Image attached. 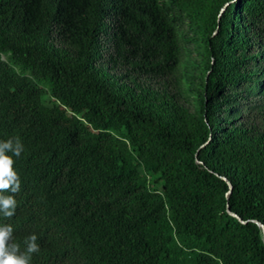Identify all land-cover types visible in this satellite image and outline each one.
<instances>
[{"label":"trees","instance_id":"trees-1","mask_svg":"<svg viewBox=\"0 0 264 264\" xmlns=\"http://www.w3.org/2000/svg\"><path fill=\"white\" fill-rule=\"evenodd\" d=\"M16 136L31 264H264V0H0Z\"/></svg>","mask_w":264,"mask_h":264},{"label":"clouds","instance_id":"clouds-1","mask_svg":"<svg viewBox=\"0 0 264 264\" xmlns=\"http://www.w3.org/2000/svg\"><path fill=\"white\" fill-rule=\"evenodd\" d=\"M25 151L19 136L0 140V217L11 219L16 214L15 195L21 189V178L15 170V159ZM14 229L10 224H0V264H31L32 255L40 251L38 236L29 234L21 244L14 240ZM50 264H58L52 260Z\"/></svg>","mask_w":264,"mask_h":264},{"label":"water","instance_id":"water-1","mask_svg":"<svg viewBox=\"0 0 264 264\" xmlns=\"http://www.w3.org/2000/svg\"><path fill=\"white\" fill-rule=\"evenodd\" d=\"M224 7L221 9V11H220L221 13L224 11ZM223 179H225V178H223ZM227 183H228V188L229 189H228L226 194L228 195L230 193L231 189H232V185H231V183L229 181H227ZM226 211H227L228 214H230L233 217H235L236 219H238V221H240L241 223H245L246 222L238 214H236L235 212L231 211L228 205H227ZM253 221L261 228L263 239H264V224L262 222L258 221V220H253Z\"/></svg>","mask_w":264,"mask_h":264},{"label":"rangeland","instance_id":"rangeland-1","mask_svg":"<svg viewBox=\"0 0 264 264\" xmlns=\"http://www.w3.org/2000/svg\"><path fill=\"white\" fill-rule=\"evenodd\" d=\"M48 100H49V98L46 99V102H49Z\"/></svg>","mask_w":264,"mask_h":264}]
</instances>
